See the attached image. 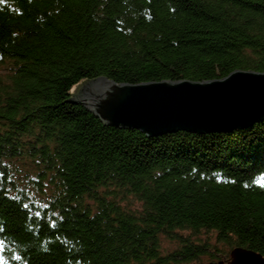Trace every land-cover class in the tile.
<instances>
[{
	"label": "trees",
	"instance_id": "16d2710c",
	"mask_svg": "<svg viewBox=\"0 0 264 264\" xmlns=\"http://www.w3.org/2000/svg\"><path fill=\"white\" fill-rule=\"evenodd\" d=\"M1 66L0 264L264 256V120L148 136L74 100L98 77L264 72V0H0Z\"/></svg>",
	"mask_w": 264,
	"mask_h": 264
},
{
	"label": "water",
	"instance_id": "95a60500",
	"mask_svg": "<svg viewBox=\"0 0 264 264\" xmlns=\"http://www.w3.org/2000/svg\"><path fill=\"white\" fill-rule=\"evenodd\" d=\"M74 100L107 125L148 136L230 132L264 120V72L236 69L209 80L138 83L98 77L84 82ZM229 257L228 264H264L261 253L246 247L233 248Z\"/></svg>",
	"mask_w": 264,
	"mask_h": 264
},
{
	"label": "rangeland",
	"instance_id": "374dc122",
	"mask_svg": "<svg viewBox=\"0 0 264 264\" xmlns=\"http://www.w3.org/2000/svg\"><path fill=\"white\" fill-rule=\"evenodd\" d=\"M5 73H7L5 68L1 66L0 67V76H4ZM125 204H127V203H125ZM139 205L140 204L138 202H136L134 200L131 201V207L132 208H139ZM160 241H161V247H162L163 252L172 250L175 247V243L172 240L167 239L164 236L160 237Z\"/></svg>",
	"mask_w": 264,
	"mask_h": 264
},
{
	"label": "snow or ice",
	"instance_id": "6c2138e0",
	"mask_svg": "<svg viewBox=\"0 0 264 264\" xmlns=\"http://www.w3.org/2000/svg\"><path fill=\"white\" fill-rule=\"evenodd\" d=\"M261 180H264V177H261ZM257 182L259 183L260 181ZM25 207H27V205H25ZM17 259H19V257H17ZM0 260H2V258H0Z\"/></svg>",
	"mask_w": 264,
	"mask_h": 264
}]
</instances>
